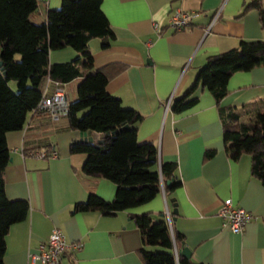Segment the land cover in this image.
<instances>
[{"label": "crops", "instance_id": "obj_1", "mask_svg": "<svg viewBox=\"0 0 264 264\" xmlns=\"http://www.w3.org/2000/svg\"><path fill=\"white\" fill-rule=\"evenodd\" d=\"M246 1L103 0L102 12L114 36L105 49L98 38L89 42L93 66L119 69L108 80L106 92L116 95L124 107L137 109L143 117L137 140L153 141L165 160L176 161L181 184L171 197L162 189L149 203L116 215L95 210L73 213L74 203L86 201L90 191L111 202L116 185L84 175L86 155L69 152L80 132L70 129L66 118L54 121L33 111L21 130L6 134L12 161L4 170L5 194L9 200H27L30 209L25 221L14 224L7 234L6 264H42L31 261L29 254L38 252L39 243L46 242L54 228L65 233L68 242L83 244L81 250L66 254L61 264H143L137 255L143 246L141 233L127 214L171 215L172 198L178 203L174 226L183 232L193 261L264 264V185L250 174L249 155L230 158L219 113L220 107L258 109L263 104L264 65L234 73L227 83L229 94L220 103L207 90L200 93L195 107L179 114L172 110L174 99L194 84L208 57L231 51L243 39H264L259 10L237 18ZM37 2L39 9L31 20L38 24L61 4V0ZM179 9L198 11L191 28L176 31L169 26L171 14ZM218 9L220 15L213 21ZM80 56L71 47L49 52L52 64ZM45 84L46 79L42 88ZM76 87V80L68 84L69 103L77 98ZM51 150L55 158L37 154ZM210 150L216 152L205 161ZM225 199L253 215L238 235L218 214Z\"/></svg>", "mask_w": 264, "mask_h": 264}, {"label": "trees", "instance_id": "obj_2", "mask_svg": "<svg viewBox=\"0 0 264 264\" xmlns=\"http://www.w3.org/2000/svg\"><path fill=\"white\" fill-rule=\"evenodd\" d=\"M37 1L0 0V61L3 63V70L0 67V264H6L3 258L10 228L25 221L30 213L27 200H9L5 194L4 170L10 164L6 134L21 130L27 115L38 109L46 78L65 84L77 81V98L70 102L66 117L68 126L103 136L93 142L73 139L69 152L86 155L82 168L85 176L104 178L116 185L111 202L90 191L86 201L74 203L73 213L95 210L107 216L116 215L149 203L162 189L166 197H171L181 184L176 175V161L165 160L153 141L137 140V125L143 120L137 109L124 107L116 95L106 92L108 80L119 69L113 65L93 66L89 42L98 38L105 49L114 36L110 21L102 12L103 0H61L59 7L48 11L42 24L31 20L39 9ZM254 9L260 12L259 21L264 30V0L246 1L237 18ZM68 47L75 49L80 58L52 64L49 52ZM262 65L264 39H243L231 51L208 57L194 84L182 97L174 99L172 110L179 114L195 107L200 93L207 90L220 103L229 94L227 83L234 73ZM10 81H14L16 89ZM251 106L220 107L222 135L230 158L249 155L250 174L264 185V102L258 109ZM125 124L128 128L121 129ZM215 152L206 151L205 161ZM168 181L173 183L169 186ZM127 216L140 230L143 246L137 255L143 264H200L178 252L185 240L183 232L174 226L173 216L170 215L171 223L165 213L157 216L152 212L128 213ZM151 246L160 250H149Z\"/></svg>", "mask_w": 264, "mask_h": 264}, {"label": "built area", "instance_id": "obj_3", "mask_svg": "<svg viewBox=\"0 0 264 264\" xmlns=\"http://www.w3.org/2000/svg\"><path fill=\"white\" fill-rule=\"evenodd\" d=\"M220 9L216 11L214 20L219 17ZM199 16L198 11L187 12L186 10H176L171 14L169 21V26L180 31L182 29L191 28L193 20ZM157 27V25H155ZM46 83L41 89L42 100L39 101L37 105V110L41 111L50 117L54 121H58L61 117L66 118L67 113H69V95H67L68 84L63 82H55L49 78H46ZM51 85V90L48 91ZM169 106V104H168ZM167 106V107H168ZM39 157H56L57 154L55 150H51L47 153L39 152L37 153ZM218 214L222 217L224 223L230 226L233 234L238 235L244 230L245 225L253 217L251 213L245 212L242 207H236L233 205L231 199H225L224 204L218 210ZM166 216H168L169 223L172 222L169 212L166 211ZM51 237L45 242L39 243V250L36 253H30L29 259L36 262H41L42 264H61L63 262L64 256L68 253H73L82 249L83 244L81 242L70 243L66 239V234L62 233L59 229L54 228L51 232Z\"/></svg>", "mask_w": 264, "mask_h": 264}, {"label": "water", "instance_id": "obj_4", "mask_svg": "<svg viewBox=\"0 0 264 264\" xmlns=\"http://www.w3.org/2000/svg\"><path fill=\"white\" fill-rule=\"evenodd\" d=\"M1 65H3L2 61H0V67H1V70H3ZM127 128H128V125L125 124V125H123V127L121 129H127ZM114 133H118V132L114 131ZM110 134L111 133L109 132L107 135L109 136ZM79 136H80L79 139H78L79 141L80 140H83V141L86 140V141H89V142H91V141L93 142L94 140H97V138L99 136H103V134L100 135L98 132L92 133V131L87 130V131H84V132H80ZM9 160L12 161V158H10ZM172 183H173V181H170V182L168 181V185L169 186ZM169 203H171L172 208H173L172 211H171V215L173 216V222H175L177 220V216H178L177 215V213H178V210H177L178 203H176L175 198L170 199ZM185 246H186V244L184 243L183 246L181 247V249L178 252L181 255H183L185 258L189 259L192 256V252H191L190 248H187Z\"/></svg>", "mask_w": 264, "mask_h": 264}, {"label": "rangeland", "instance_id": "obj_5", "mask_svg": "<svg viewBox=\"0 0 264 264\" xmlns=\"http://www.w3.org/2000/svg\"><path fill=\"white\" fill-rule=\"evenodd\" d=\"M10 84L14 86V88L16 89L17 85L14 83V81H10ZM152 250H160V248L156 247V248H153Z\"/></svg>", "mask_w": 264, "mask_h": 264}]
</instances>
